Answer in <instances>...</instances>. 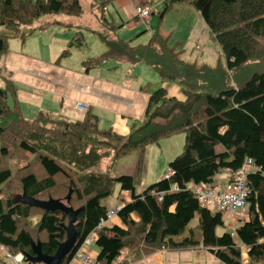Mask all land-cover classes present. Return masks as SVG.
Returning a JSON list of instances; mask_svg holds the SVG:
<instances>
[{
  "label": "trees",
  "instance_id": "16d2710c",
  "mask_svg": "<svg viewBox=\"0 0 264 264\" xmlns=\"http://www.w3.org/2000/svg\"><path fill=\"white\" fill-rule=\"evenodd\" d=\"M108 1L91 3L97 28L80 27L58 60L72 48L83 47L82 30L91 31L104 51L82 60L84 71L105 61L140 62L161 81L176 84L185 100L168 97L163 87H144L148 98L142 120L133 121L129 132L119 135L111 128L100 129L90 112L74 121L54 119L41 110L27 118L12 81L3 78L0 244L12 254L25 255L32 254L31 242L38 240L43 253L53 254L66 238L67 217L57 210L25 204L23 194L40 201L65 202L71 190L67 205L79 210L74 223L77 240L60 264H67L92 232L98 264H114L123 251L129 252L124 262H131L154 249L199 247L223 264H243L238 243L246 249L248 264H264V0H168L158 12L160 21L170 7L191 5L224 56L225 63L217 61L214 66L182 60L177 47L169 46L168 36L159 32V24L146 44L132 45L119 36L122 24L105 14ZM47 14L77 17L82 7L79 0H0V62L10 39L25 41L36 30L60 24L50 21L33 26ZM179 132L184 134L183 150L167 164L173 175L163 176L136 194L134 177L142 173L146 146ZM131 152L136 153L132 173L113 175L117 159ZM247 158L258 169L245 177V217L234 232L218 234L216 230L224 226L223 214L200 206L190 187L211 184L215 174L228 172L229 177ZM116 186L130 194V201L116 215L125 228L96 229L107 211L101 201ZM195 216L197 225L189 228Z\"/></svg>",
  "mask_w": 264,
  "mask_h": 264
},
{
  "label": "crops",
  "instance_id": "0c3cea01",
  "mask_svg": "<svg viewBox=\"0 0 264 264\" xmlns=\"http://www.w3.org/2000/svg\"><path fill=\"white\" fill-rule=\"evenodd\" d=\"M102 1L103 0H91V3L98 4ZM167 1L168 0H109L104 4V12L105 14L107 13V16H109L115 24H122L118 33H129L127 37H131V39L127 38V40H131L132 42V38L137 36L138 38L136 39L139 41L147 40L137 45L146 44L153 30L159 24V32L168 36L169 46L175 45L177 47L182 60L208 66H210V62H215L212 65L214 66L216 62L221 59L218 56V49L212 50L209 46L210 43L214 44V38L207 29L199 13L189 4H176L167 9L163 18L159 21L158 12L164 8ZM138 5H146L149 8V17L146 20H141L144 23L141 24V26L136 24L140 21L135 15V10ZM109 11L112 12L113 17L110 16L111 13ZM154 16H156V18ZM55 18L56 19L53 21H58L60 24H50L46 29L36 30L25 41H20L19 39H10L8 41L9 49L7 54L13 52L20 53L18 56H23L18 61L20 66L14 65V70L17 71L18 75L15 77L11 74V78H7L11 80L15 86L16 97L22 113L24 112L22 108L23 105H27L31 107L27 111V115L24 114L27 118L33 117L37 111L41 110L48 112L54 118L64 119L65 116H56L62 115L61 112L64 107L65 113L71 114L70 117H72L74 115L73 112H78V110L74 108L73 104L64 106L62 102L64 97L69 95V91L71 90L70 85L75 76L73 85L76 98L71 99L68 96L67 99L73 101V103L77 100L76 102L82 103L85 106L86 110L84 112L79 111V114H82L84 117L85 113L90 112L97 117L100 129L111 128L116 134L126 135L133 121L142 120L148 98V93L143 88L148 86L151 88L149 82H144V74L142 72L144 69L139 65L143 63L129 64L105 61L98 67L92 68L87 72L84 71V68L81 67V61L86 58L95 57L104 51V46L95 38L96 41H93L91 44L92 52L87 48L82 51L80 55H76L80 59V67L71 70L66 63H64L67 61H60V67H56L55 63H57L58 56L62 50L67 46V39L69 36L65 35L63 39L52 42L46 34L49 32L57 34L60 32V28H67V31L71 28L73 36L74 32L79 31L80 27L87 26L96 29L98 23L95 18L94 23L86 22L81 16ZM47 22H40L35 26ZM143 25L144 27H142ZM148 26L150 27L148 28ZM53 27L55 29H51ZM144 28H147L145 33L139 36L140 30ZM82 32L93 35L91 31L82 30ZM69 33L70 31L67 32V34ZM81 48H72L70 53L72 50ZM6 55L1 59V69L2 65L6 64ZM59 68L68 70L65 73L68 78L59 75ZM152 72L154 71L152 70ZM3 78H6L5 75L0 74V87H3ZM160 82L163 85L162 87L165 88L168 97H174L179 101L185 100L184 94L176 84L161 81V79ZM80 88L86 89V92L78 90ZM8 102L11 104L10 98ZM179 136L180 135L174 134L167 138L160 139L157 143L146 146L143 163V167H145V178L147 176V170H149L148 164L152 160V168H154L152 172H157L156 176L158 180L162 178L165 169L168 167V162L175 157L170 159V156L167 155L179 149L183 150L185 139L180 144ZM164 148H166L168 152H165ZM165 161L168 162L165 164ZM142 173L144 174L143 170ZM227 173L228 172L215 174L211 185L214 187L222 185L226 181L228 176ZM145 187L144 185L140 189H137L135 186L134 191L136 194H139ZM129 201V192L120 190L119 187L116 186L113 193L108 198L103 199L101 204L106 209H110L116 205H123ZM224 216L226 215L223 214V220ZM242 221L241 219L232 222L231 229L228 231L232 232ZM197 222V216H195L190 221L189 228H195ZM111 225L124 227L118 217H114L113 220L107 222L104 227H110ZM93 245L90 246V251L96 256L98 249ZM238 245L241 248L242 263L248 264L249 259L245 247L240 243H238ZM146 252L147 253L141 255L137 260L124 262L123 258L129 256V252L123 251L121 254L122 256H120L114 264H223L214 254L202 247L187 250L159 248Z\"/></svg>",
  "mask_w": 264,
  "mask_h": 264
},
{
  "label": "rangeland",
  "instance_id": "374dc122",
  "mask_svg": "<svg viewBox=\"0 0 264 264\" xmlns=\"http://www.w3.org/2000/svg\"><path fill=\"white\" fill-rule=\"evenodd\" d=\"M80 4H81V7H82V14H81V17H82V19L83 20H85L86 22H89V23H94L95 22V20H94V14L92 13V10H91V0H80ZM162 11V10H161ZM161 11H159V12H161ZM111 14H110V16L111 17H113L112 16V12L111 11H109ZM55 17H66V15H63V14H47V15H44V16H42V17H40L39 19H37L34 23H33V26H35L36 24H38V23H40V22H47V21H53V20H55L56 18ZM155 18H156V16H154ZM158 17H159V14H158ZM109 18V17H108ZM163 18V17H162ZM137 25H139V26H141V24H144L141 20L140 21H138L137 23H136ZM156 26V25H155ZM155 26H154V28H155ZM142 27H144V25L142 26ZM150 26H148V28H149ZM51 29H55L54 27L53 28H51ZM147 28H144V29H142V30H140V35L139 36H141L142 34H144L145 33V30H146ZM52 31H55V30H52ZM59 31L60 32H58L57 34H53L52 32H49L48 34H46V36H48L49 37V39L52 41V42H55V41H59L60 39H63V36L65 37V35L67 36H69L68 37V39H67V42H68V40H69V38L72 36V33H73V31L71 30V28H69V30L68 31H70V33L69 34H67V28H60L59 29ZM147 32V31H146ZM83 34H84V40H85V45L81 48V49H78V50H72L71 51V53L67 56V57H65V58H62V59H60V60H58V62L57 63H55V66L56 67H60V61H67V62H64V63H66V65L71 69V70H75L77 67H80V59H79V57H77L76 55L78 54V55H80L81 53H82V51H84L85 49H89L91 52H92V46H91V44H92V42L93 41H96V37L95 36H93V35H91V34H89V33H85V32H83ZM131 34V33H130ZM138 34V33H137ZM119 36L120 37H122L123 39H125V40H127V38L129 39H131V37H127V36H129V33H121V34H119ZM136 36V35H135ZM88 37H90V38H88ZM136 38H138V36L137 37H133L132 38V42H131V44L132 45H137V44H141V43H144V42H146V41H139V40H137ZM142 39H143V37H142ZM210 48L212 49V50H215V49H218V56L220 57V61L222 62V63H225V60H224V56H223V54H222V52H221V49H220V47H219V45L216 43V41H215V39H214V44L213 43H210ZM9 49V48H8ZM21 51V50H20ZM7 52H8V50H7ZM7 52L3 55V56H5L6 54H7ZM23 52V51H22ZM20 53H13V52H10L9 54H7L6 55V57H5V59H6V64L4 65H2V69H1V71H0V74H2V75H5V77L6 78H11V74H13V76H17L18 75V73H17V71H15L14 70V65H16V66H20L19 64H18V61H19V59L20 58H22L23 56H18ZM2 56V57H3ZM2 57H1V59H2ZM59 63V64H58ZM215 62H210L209 63V65L210 66H212L213 64H214ZM141 67H143V74H144V82L145 83H148L149 82V84L151 85V89H156V88H158V87H162L163 85H162V83L160 82V79L158 78V76H157V74L156 73H154V72H152V70L148 67V66H146V65H144V64H139ZM82 67V66H81ZM58 71H59V75H61V76H65V77H67L68 78V76H67V74H65L66 73V71H68V70H64V69H62V68H59L58 69ZM154 77V78H153ZM74 81H75V76L73 77V79H72V84L70 85V91H69V95H67L66 97H64V100H63V102H62V105H64V106H67V105H74L75 104V102L77 101V100H75L74 101V103H73V101H69L68 99H67V97L69 96L71 99H75L76 98V96H75V94H74V92H75V90H74V85H73V83H74ZM49 89H52V88H49ZM78 90H80V89H78ZM81 92H84V91H81ZM63 107V106H62ZM23 109H24V112H23V114H25V115H27V111L31 108V107H28L27 105H23V107H22ZM74 113V115L72 116V117H70L71 116V114H67V113H65V108L63 107L62 108V112H61V114L62 115H56V116H65V118L64 119H67V120H76V119H81L82 117H83V115L82 114H79V111L78 112H73ZM141 117H142V115H141ZM54 118V117H53ZM54 119H57V118H54ZM58 119H61V118H58ZM176 135H180L179 136V139H180V144H181V142L184 140V138H183V134L181 133V132H179V133H177ZM161 143H164V142H161ZM155 145V144H154ZM161 145H163V144H161ZM180 146V145H179ZM153 147H155V146H153ZM182 148V147H181ZM220 147H218V150L220 151ZM164 150H165V152H168V150L166 149V148H164ZM182 152V149H179L178 151H174V153H170V155L168 154L167 156H170V159H172L174 156L176 157V155L179 153H181ZM178 154V155H179ZM135 158H136V153L135 152H131V153H129L128 155H126V156H123V157H121V158H119V159H117V161L115 162V164H114V170H113V172H112V174L113 175H120V174H131L132 173V167H133V164H134V161H135ZM169 159V160H170ZM153 161V160H152ZM152 161H150L149 162V170H147V176H146V178H145V167H143V172H144V174L143 173H141L140 175H137V176H135L134 177V180H135V186H136V188L137 189H140L142 186H148L149 184H152L153 182H155V181H157L158 179H157V172H152L153 170H154V168H152ZM168 162V161H167ZM166 161H165V164L167 163ZM13 168H15V166H14V163H13ZM166 170L167 169H165V171H164V174H165V172H166ZM162 175V177L163 176H165V175ZM121 206V204L120 205H116V206H114V207H112V208H116V207H120ZM111 209V208H110ZM114 218V217H113ZM113 218L110 220V221H112L113 220ZM35 219H33V221H34ZM232 222H234V220L232 221ZM232 222L229 220V218L228 217H226V216H224V226L223 227H220V228H218L217 230H216V232L218 233V234H221L223 231H225V230H229V229H231V225H232ZM193 223V222H192ZM228 228H226V227ZM195 229V228H194ZM232 230H233V228H232ZM232 232H234V230L232 231ZM196 236H197V233H196ZM94 246V245H93ZM92 246V247H93ZM92 254V256H94V254H93V252L91 253Z\"/></svg>",
  "mask_w": 264,
  "mask_h": 264
},
{
  "label": "built area",
  "instance_id": "2783aa9c",
  "mask_svg": "<svg viewBox=\"0 0 264 264\" xmlns=\"http://www.w3.org/2000/svg\"><path fill=\"white\" fill-rule=\"evenodd\" d=\"M135 15L140 20H146L149 17V8L146 5H138ZM80 91L86 92V89L80 88ZM74 108L80 112L86 110L82 103L76 102ZM258 169L250 158H247L241 168L230 174L226 181L214 187L211 184L194 185L190 188L194 193L200 206L212 211L220 212L228 216L230 221L240 220L245 217L246 213V197L247 189L245 185V177L248 173ZM173 175V171L168 169L165 177ZM176 190V187H174ZM162 193H159L161 197ZM119 207L107 209L105 218L101 219L97 225V229L103 227L113 217L117 215ZM94 233L87 235L80 246L73 252L67 264H98L95 257L92 256L90 246L95 242ZM0 264H30L26 261L24 254L10 253L7 248L0 244Z\"/></svg>",
  "mask_w": 264,
  "mask_h": 264
},
{
  "label": "water",
  "instance_id": "95a60500",
  "mask_svg": "<svg viewBox=\"0 0 264 264\" xmlns=\"http://www.w3.org/2000/svg\"><path fill=\"white\" fill-rule=\"evenodd\" d=\"M71 195V190L65 196V202L49 198L44 201H40L31 197H27L23 194V202L31 207H37L42 210L49 211H60L64 213L67 217V224L64 225V230L66 233V238L64 241L59 242L53 254L49 255L41 251V243L37 240L36 242H31L32 254L26 253L24 255L27 262L31 264H60L61 260L67 256L75 246L77 240V233L74 227L76 221V216L79 210H74L72 207L68 206Z\"/></svg>",
  "mask_w": 264,
  "mask_h": 264
},
{
  "label": "clouds",
  "instance_id": "9594fccd",
  "mask_svg": "<svg viewBox=\"0 0 264 264\" xmlns=\"http://www.w3.org/2000/svg\"><path fill=\"white\" fill-rule=\"evenodd\" d=\"M167 171H168V169L166 170V172H167ZM166 172H165V173H166ZM164 175H165V174H164ZM195 198H196V197H195ZM115 217H117V216H115ZM240 220H241V219H240ZM231 222H232V221H231ZM103 227H104V226H103ZM103 227H101V228H103ZM101 228H100V229H101ZM96 229H97V227H96ZM92 233H93V232H92ZM90 234H91V233H90ZM94 243H95V242H94ZM94 243H93V244H94ZM93 244H92V245H93ZM91 253H92V252H91ZM94 257H95V256H94ZM30 264H31V263H30Z\"/></svg>",
  "mask_w": 264,
  "mask_h": 264
}]
</instances>
